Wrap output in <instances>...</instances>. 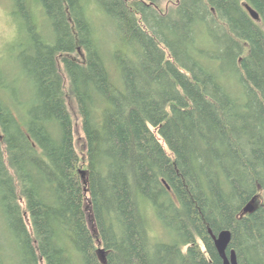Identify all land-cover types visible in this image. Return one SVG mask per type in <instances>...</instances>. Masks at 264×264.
Instances as JSON below:
<instances>
[{"label": "trees", "instance_id": "16d2710c", "mask_svg": "<svg viewBox=\"0 0 264 264\" xmlns=\"http://www.w3.org/2000/svg\"><path fill=\"white\" fill-rule=\"evenodd\" d=\"M12 6L0 264H264V0Z\"/></svg>", "mask_w": 264, "mask_h": 264}, {"label": "rangeland", "instance_id": "374dc122", "mask_svg": "<svg viewBox=\"0 0 264 264\" xmlns=\"http://www.w3.org/2000/svg\"><path fill=\"white\" fill-rule=\"evenodd\" d=\"M38 8V7H37ZM13 6H12V0H0V65L4 66L5 61L7 60L8 50L9 46H11L13 43L19 41V34L17 27L19 26V22L17 23V19H15L11 12H12ZM37 13L40 15L42 14V11L40 12V9L37 10ZM100 27L102 26L99 25ZM104 31L101 30L102 37L107 40L109 39L108 36V30L112 32V29L110 26L103 27ZM112 40V39H111ZM68 106L71 111L73 120H74V136H75V146L80 154L81 158H84L85 153V146L83 141V134L80 127V119L78 117L75 104L71 97L68 98ZM82 165H84V161H82ZM159 235L162 238H171V235L164 231L163 229L159 231Z\"/></svg>", "mask_w": 264, "mask_h": 264}, {"label": "water", "instance_id": "95a60500", "mask_svg": "<svg viewBox=\"0 0 264 264\" xmlns=\"http://www.w3.org/2000/svg\"><path fill=\"white\" fill-rule=\"evenodd\" d=\"M244 7L249 12V14L252 16L253 19L258 20L259 15L258 13L248 4H244ZM81 173L84 175V172L81 171ZM254 209V205L252 203H248L243 211L244 212H252ZM212 239L214 242V246L221 257L223 264H238L236 254L234 250H230L227 253V248L230 243L231 239V233L229 230H222L217 235H212Z\"/></svg>", "mask_w": 264, "mask_h": 264}]
</instances>
